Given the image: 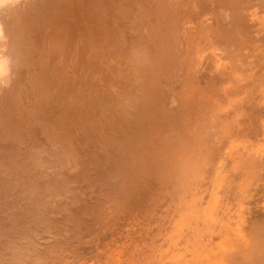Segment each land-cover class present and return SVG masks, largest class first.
Listing matches in <instances>:
<instances>
[{"label":"bare ground","instance_id":"bare-ground-1","mask_svg":"<svg viewBox=\"0 0 264 264\" xmlns=\"http://www.w3.org/2000/svg\"><path fill=\"white\" fill-rule=\"evenodd\" d=\"M0 264H264V0H0Z\"/></svg>","mask_w":264,"mask_h":264},{"label":"rangeland","instance_id":"rangeland-1","mask_svg":"<svg viewBox=\"0 0 264 264\" xmlns=\"http://www.w3.org/2000/svg\"><path fill=\"white\" fill-rule=\"evenodd\" d=\"M210 51H211V49H207V50H205L204 56L206 57V58H205L206 60L204 59L203 62H205V63H206L207 61L209 62V61L211 60V58H210V56H212L211 54H213V56H214V52L211 53L212 51H211V52H210ZM207 55H208V56H207ZM200 66H202V65H200ZM203 68H204V65L202 66V69H203ZM200 69H201V68H200ZM201 72H202V70H201Z\"/></svg>","mask_w":264,"mask_h":264}]
</instances>
